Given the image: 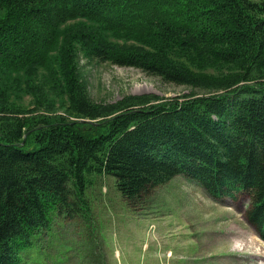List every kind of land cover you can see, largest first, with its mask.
I'll return each instance as SVG.
<instances>
[{
  "label": "trees",
  "instance_id": "1",
  "mask_svg": "<svg viewBox=\"0 0 264 264\" xmlns=\"http://www.w3.org/2000/svg\"><path fill=\"white\" fill-rule=\"evenodd\" d=\"M93 60L192 91L95 102ZM102 175L136 215L178 175L215 198L245 192L264 241V0H0V264H75L76 242L68 260V243L54 250L75 218L107 264Z\"/></svg>",
  "mask_w": 264,
  "mask_h": 264
},
{
  "label": "rangeland",
  "instance_id": "2",
  "mask_svg": "<svg viewBox=\"0 0 264 264\" xmlns=\"http://www.w3.org/2000/svg\"><path fill=\"white\" fill-rule=\"evenodd\" d=\"M81 65L95 102L113 103L128 94L181 97L192 91L190 86L165 82L135 67L95 60ZM94 193L101 205L92 225L104 234L98 249L102 246L107 253V264H256L253 253L261 255L259 264H264V241L244 217L249 205L245 192L215 198L197 182L178 175L152 191L148 208L139 215L120 204L108 176L97 179ZM71 220L57 226L62 237L56 238L60 243L54 241V250L68 243L59 256L68 260L76 242L73 262L80 263L79 256L86 250L87 263L97 264L99 252L93 250L98 237H90L79 218Z\"/></svg>",
  "mask_w": 264,
  "mask_h": 264
}]
</instances>
